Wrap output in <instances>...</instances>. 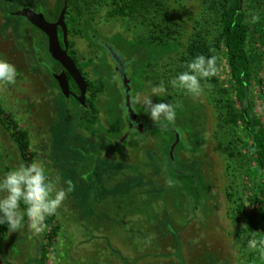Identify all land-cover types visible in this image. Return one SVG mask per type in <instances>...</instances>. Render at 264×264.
Instances as JSON below:
<instances>
[{
  "label": "rangeland",
  "instance_id": "rangeland-1",
  "mask_svg": "<svg viewBox=\"0 0 264 264\" xmlns=\"http://www.w3.org/2000/svg\"><path fill=\"white\" fill-rule=\"evenodd\" d=\"M47 1L55 3V0ZM90 1L91 8L85 9V13L93 17V25L105 37L93 38V43L89 37L74 33L73 24L81 20L72 18L77 11L67 16L68 28L79 68L84 67L85 61H92V67L86 70L88 77L98 82L93 88H99L100 84L104 87L103 110L109 118L111 114H118L116 101L109 92L116 81L112 80L109 70L110 54L103 48L130 56L138 47H132L128 41L143 42L151 34H163L165 39L182 43L180 52L166 56L156 65L158 74L168 72L175 68L182 50H186L197 33L202 6L201 0H161L167 19L159 9L133 17H112L111 0ZM14 3V0H0V59L17 68L14 83H0V103L29 132L31 149L37 153L35 163L53 178L58 177L60 186L70 181L73 190L57 210L61 229L53 241L47 238V228L40 235H33L26 227L16 232L9 230L6 235L0 233V264H43L42 245L47 251L44 264H264L263 179L251 157L245 125H222L214 102V97L228 93L235 107H240L224 50L216 49V79L202 82L204 91L200 97L194 99L178 89L174 92L165 84L168 93H178L189 99L191 105L200 106L195 114L200 134H193V126L188 122L180 127L174 124L182 136L173 154L170 148L173 145L168 146L167 142L168 133L157 129L143 135L140 144L143 147L127 148L130 162L135 161L138 153L143 154L145 165L152 164L150 172L154 175L150 184L155 187V196L153 192L148 194L149 185L145 181L148 168L144 165L145 171L140 173L135 167L129 171L120 164L110 169L100 160L97 172L89 177L91 181L81 179L78 183L87 187H79L73 185L78 181V174L86 177L90 172L83 167L85 160L76 159L77 152L86 150L94 161L100 152L80 131L86 129L92 135L101 136L99 143L103 148L118 151L119 146H109L113 121L109 120L108 125L73 123L72 116L77 112L69 115L67 106L74 110L78 104L63 96L54 98L49 91V79L45 77V66L30 63L33 60L28 59L24 44L29 48L31 41L22 40V29L29 25L21 17L8 14ZM243 9L248 26L247 49L253 67L249 98L264 124V0H243ZM123 42L128 46L122 50L123 44L117 43ZM43 57L50 61L46 51ZM91 57L95 59L89 60ZM161 81L165 82L166 78L158 77L153 86ZM151 87L146 85L138 93L149 92ZM153 101L160 102L159 98ZM54 105L59 107L51 118ZM190 109L191 106H186L182 113H189ZM197 138H204V144L194 149ZM81 151L78 153L83 155ZM171 160L175 163L170 165ZM21 162L15 141L0 124V175ZM177 171L189 174L188 178L177 179ZM230 190L234 194L232 198L227 194ZM238 206L240 211H236Z\"/></svg>",
  "mask_w": 264,
  "mask_h": 264
},
{
  "label": "trees",
  "instance_id": "trees-1",
  "mask_svg": "<svg viewBox=\"0 0 264 264\" xmlns=\"http://www.w3.org/2000/svg\"><path fill=\"white\" fill-rule=\"evenodd\" d=\"M68 6V9L66 11V19L67 16L71 15L73 11H77L76 15L72 17L75 19H80V23H74L73 32L74 33H80L82 36L89 37V39L92 41L93 38L96 40L98 37H105L99 33V31L96 29V27L93 25V17L86 15L85 9L89 10L91 8V1L90 0H57L55 6L53 9H50V13L54 18H57L60 12L63 10L65 6ZM112 9L110 10L109 14L112 17H127V16H135L136 14L142 15L143 11L145 12H151L153 10H161L163 11L164 19H167L166 16V9L164 8V4L161 0H111ZM201 6H202V12H201V18L197 21L198 27H197V33L195 36L189 41L188 46L186 50H182L183 54L180 57L179 61L176 63L175 68L172 70H169L168 72L158 74V72L155 71L156 65L163 60L166 56L171 55L174 52H180V49L182 47V43L179 40L176 39H165L164 35H155L151 34L148 37H144L145 40L142 41H128L132 47L135 48L138 47L135 50H133V53H130V56H124L118 52L116 49H110V48H103L105 53H108L110 51H115L119 53L122 57L128 60L129 62V70L130 75L133 79V92L139 91L141 92L143 90V87L153 86L155 85V82L159 78H166V81L164 84L169 86V82L172 78H174L178 73L185 70L186 64L191 61L195 56L198 55H205L207 56H214L215 57V51L217 48H222L224 50V56L226 58L230 76L233 80V82L236 84V97L237 101L240 104L239 108H236L234 105V102L231 100L230 97H227L228 93L222 94L221 97H214V102L217 103V108L220 111L219 119L221 120L222 125H237L238 123H243L245 125V128L248 132L249 138H250V154L251 157L254 158V161L256 162L262 179V194L264 196V124L260 117L258 116L254 105L252 102H250L249 98V92L248 87L252 82L253 79V67L251 63V59L248 53L247 49V43H248V26H247V19L245 15V11L243 9V0H201ZM88 16V17H86ZM68 20V19H67ZM145 21V18H144ZM93 31L91 35V30ZM84 30V33L82 32ZM71 32V31H70ZM97 36V37H96ZM120 36V35H119ZM123 38V37H122ZM124 39V38H123ZM128 40V39H127ZM95 40L92 42L94 43ZM63 44V41H61ZM102 43L99 41V44ZM128 43H117L118 46L123 44V50L124 47L126 48L128 46ZM138 43V44H137ZM97 46L98 43H95ZM144 44V46H143ZM74 42L70 43L71 51L70 53L76 54V51L73 48ZM108 46V45H107ZM109 47V46H108ZM32 51V60L30 63L34 64H43L46 68V72L52 77V72H58V66L60 64L55 61L50 53L49 50L46 49L45 51L48 53L50 57V61H45L44 57L38 55L35 52L34 47H30ZM129 48V47H128ZM216 58V57H215ZM31 60V58H28ZM95 59L91 57L89 60ZM92 62V61H91ZM91 62H84V67L80 68L82 71H86L87 68L92 67ZM218 64V59L216 58V67ZM61 67V66H60ZM109 70L111 71V77L113 78V81H116L115 74H113V67L110 64ZM53 79V77H52ZM157 79V80H156ZM212 79H216V75L212 77ZM55 85L58 87V83L55 79H53ZM98 81V80H97ZM72 82V81H71ZM99 82H102L100 80ZM211 82V80H210ZM91 83H98L96 81H89V84ZM72 85L76 88L75 84L72 82ZM95 86V85H94ZM97 87V85H96ZM117 87V84H114V88L112 87L111 90H109L110 93L113 95V100L116 101V111L118 114H111L109 115V120L113 121V124L111 126V132H112V142L114 143V139L120 137L122 134L123 128H122V115L120 113V103L122 100H124L123 92ZM77 89V88H76ZM104 87L103 85H99V88L95 90L92 97L88 100L89 106L93 109L91 110L83 109V117L80 118L79 115L75 119L77 123L79 124H85L87 125L88 122L92 123H100L99 120V106L97 101L99 100L100 93H103ZM214 89V88H213ZM177 89H174V92ZM118 93V94H117ZM61 96L64 97V95L61 93ZM75 102H77L74 98ZM105 99V97L103 98ZM162 100H165V102H170L174 105L175 110L177 112V118L175 120V125L183 126L185 123L188 122L190 126H193L192 132L195 135H199L200 131L197 129V121L195 114L197 111H199L200 106L198 104L191 105V102L189 99L181 96L178 93H173L164 96L161 98ZM77 104L80 106V104L77 102ZM183 104V105H182ZM245 104L247 106L245 107ZM103 108V105H101ZM138 112L143 118L149 119L144 113V109L142 105H136ZM186 106L190 107V112L183 114L182 108H185ZM187 118H189L187 120ZM186 121V122H185ZM0 124L7 129L13 140L15 141L21 155V163L22 164H32L35 163V158L37 156V153L35 151H32L31 149V141H30V134L29 132L20 126V124L14 120L12 117V113L8 112L6 108L0 103ZM173 127V125H167ZM223 127V126H222ZM174 128V127H173ZM155 129L166 131L168 133V146L175 142V146L173 149V152L176 151L177 147L180 145L181 138L177 141V133L181 135V132L178 128H174L175 131H172L171 129L165 127L164 125L158 126L153 128L150 131H154ZM133 136V135H132ZM131 138V137H130ZM165 140V138L163 139ZM204 144V138H197L194 140V149L198 148L199 145L203 146ZM113 145V144H112ZM169 148V147H168ZM172 148V147H170ZM192 149V150H194ZM197 157L195 156V159ZM170 165L173 164L172 160L169 161ZM175 163V162H174ZM186 163V162H185ZM184 163V164H185ZM183 164V163H182ZM193 164V163H192ZM188 163H186V166ZM231 166L230 164L228 167ZM230 168V167H229ZM171 171V170H170ZM145 181H148L146 184L149 185L147 191L148 194L150 192H153L154 196L156 193L154 185L150 184L153 181V174L150 172V170L145 171ZM202 172V171H201ZM201 174V173H200ZM175 176L182 180V178H188L189 174H186L185 172H176ZM202 181L204 183L205 177L203 174L201 175ZM177 178V179H178ZM232 188V187H230ZM142 193V192H140ZM151 194V193H150ZM157 194V193H156ZM228 196L230 198L233 197V193L228 191ZM150 196V195H149ZM240 207L238 206L236 211H240ZM46 225L48 229L47 238L50 241H53L60 229L61 224L57 220V214L52 215L46 219ZM264 228V226H263ZM9 230L6 226H0V233L3 235H6V233ZM42 263L45 262V255H47V251L42 245Z\"/></svg>",
  "mask_w": 264,
  "mask_h": 264
},
{
  "label": "clouds",
  "instance_id": "clouds-1",
  "mask_svg": "<svg viewBox=\"0 0 264 264\" xmlns=\"http://www.w3.org/2000/svg\"><path fill=\"white\" fill-rule=\"evenodd\" d=\"M217 73L214 56L198 55L189 61L185 70L171 79L169 85L198 98L202 95L203 81ZM17 79V68L0 59V83L12 84ZM168 95V87L161 81L149 92L137 93L135 102L143 106V113L154 125H174L175 107L161 98ZM159 98L160 102L153 101ZM73 190L71 182L60 186L59 178H53L37 164H21L0 175V226L16 232L26 227L33 235H40L47 227L46 219L57 213L68 194Z\"/></svg>",
  "mask_w": 264,
  "mask_h": 264
},
{
  "label": "flooded vegetation",
  "instance_id": "flooded-vegetation-1",
  "mask_svg": "<svg viewBox=\"0 0 264 264\" xmlns=\"http://www.w3.org/2000/svg\"><path fill=\"white\" fill-rule=\"evenodd\" d=\"M14 6L13 8H9L8 10V14H12V16H16V17H21L22 19H24L25 23L27 22L29 26H24L23 27V37H22V40L23 42L25 43V39L28 40V41H31L29 42L30 46L29 48H27V44L25 43V47H26V55L28 56V58H31L32 57L34 58V56L32 55V51H31V48L30 47H34L35 48V52L41 56H43V54L45 53V50L48 49V37L47 35L41 31L39 28H37L36 26H34L25 16L19 14V12L21 10H23L24 8H31L33 9L34 11L38 12V13H43L45 15V18L49 21V22H57L60 14L58 15L57 18H54L51 13H50V9H53L57 0H55V3L54 4H51V3H48L47 0H14ZM68 7V6H67ZM67 11V9H66ZM61 13V12H60ZM52 16V17H50ZM65 22H66V25H67V39H68V43H69V49H68V53L73 57L76 65L78 66V63H77V59L75 57V55L77 54H74V53H70L71 51V47H70V43L73 42L72 39H71V36H70V31H69V28H68V20L66 19V15H65ZM19 23V22H17ZM19 24L18 26L16 25L17 28H19ZM15 28V27H14ZM58 33H59V38H60V41H63V30L61 27L58 28ZM62 44V42H61ZM64 46V41H63V44ZM111 49V48H110ZM109 57H110V61H111V65H112V69H113V74H115V80H116V84H117V87L123 92V95H124V100L121 101L120 103V106H121V109H120V113L122 115V128H123V131H122V134L120 135L119 138H117L116 140L114 139V143L112 142V140H110L111 142L109 143L110 145L109 146H119L120 150L118 151H113L111 149H105L103 148V145H101L99 143V140L101 138L97 137L96 135H92L88 130L85 129V131H80V135L82 137H87L88 138H85V139H89V142L90 143H93L92 145H96L95 148H97V150H99L100 152L97 154V156L95 157L96 158V162L94 161V159L92 160L90 158V153L89 152H86V150L81 149L78 151V152H82L83 155H80L78 152H77V157L76 159H81L82 161L85 160V167L84 169L87 170V172H90L88 174V176L86 177H82L80 174H78V181L76 183H73V185L75 184L76 186L78 185L79 187H87L86 185H82V184H78L80 181L84 180L86 182V180H88V183L91 181V179H89V177L92 176V173H95V170L98 169L97 167V163L101 160L106 167L112 169V167L114 166V164L118 165H122L123 167H126L127 170L130 171V169L132 168H136L138 172L141 173V171H145L143 168V165L145 167L148 168V170H150V166L152 165H145L146 162H144V157H143V154L142 155H139L137 153L136 155V159L135 161L133 162H130L129 159H128V153H127V148L128 147H133V146H139L140 144H142V138H143V135L145 133H147L148 131L152 130V129H146L144 131H138L136 129H134V124L132 123L131 121V118L129 116V107L131 106L134 110H135V113L137 115V118L139 121L145 123V124H153L152 121H148L146 118H143L140 113L138 112L137 110V103L135 102V96L136 94L139 92V91H135L133 92V79L130 75V70H129V62L127 59H125L124 57H122L119 53L115 52V51H110L108 52ZM119 58L121 64H122V67H119V64H118V61H117V58ZM59 63V62H58ZM60 64V63H59ZM61 66V67H60ZM60 66H58V72H52V77L53 79L56 80L55 78V75L56 74H60L62 71H64V68L63 66L60 64ZM79 68V66H78ZM80 69V68H79ZM123 70V71H121ZM82 75L84 76L86 82H87V92H86V99H85V104H82L81 102H79L77 100V98L75 96H79L80 95V90L77 86V84L75 83V81L72 79V77L70 75H68V79H69V83H70V89L71 91L73 92L74 95H71L70 97H66L60 87H59V83H58V87L56 85H54L53 83V79L52 77L47 73L45 72V77L47 79H49L48 81V86H49V91H50V94L54 97V98H57V96H61V93L64 95L65 98L67 99H71V98H74L79 104L80 106L78 105V107L76 106V109H72V107L69 109V107L67 106V112H69V115H71L70 113L72 111H74V114L75 112H77L76 115L72 116V120H73V123L74 121H76L75 119L78 117L82 118L83 117V109H87V110H91L92 112H95L93 111V109L89 106L88 104V100L92 97V95L94 94L95 90L97 89H94L95 88V84L94 83H91L89 84V81H95L94 80H91L89 77H88V74H87V70L86 71H82L80 69ZM125 80H127L128 84L125 82ZM75 84L76 88L74 87V85H72V82ZM94 86V88H93ZM128 86L129 88V92L127 93L125 88ZM117 88V89H118ZM104 94L100 93V97H99V100L97 101L98 103V106L100 108L98 114H99V120H100V123L101 124H104V125H108L109 124V118L107 117V112L105 110H103L102 106L104 104ZM59 107V105H54V107L51 108V118L53 117V115L56 114V111L55 109L57 110ZM69 110V111H68ZM47 114V113H46ZM50 118V119H51ZM50 124V123H49ZM76 124V123H75ZM79 127H81V125L78 124ZM47 127H49L47 125ZM82 129V128H81ZM133 135V136H132ZM132 136V138H130ZM136 137V138H135ZM153 139V138H152ZM113 144V145H112ZM175 144V142L173 143ZM141 147H143L142 145H140ZM91 150V149H90ZM144 151V150H143ZM141 153V152H140ZM78 154L80 156H78ZM37 158V156H36ZM35 158V159H36ZM130 162V163H129ZM127 163H129L130 165H127ZM102 165V164H101ZM104 166V167H105ZM134 168V169H135ZM146 169V171H148ZM133 171V170H132ZM154 171V170H153ZM154 175V174H153ZM97 176H95V179H96ZM82 179V180H81ZM98 179V177H97ZM73 182V181H72ZM78 199V197H77ZM76 199V200H77ZM78 201V200H77Z\"/></svg>",
  "mask_w": 264,
  "mask_h": 264
},
{
  "label": "water",
  "instance_id": "water-1",
  "mask_svg": "<svg viewBox=\"0 0 264 264\" xmlns=\"http://www.w3.org/2000/svg\"><path fill=\"white\" fill-rule=\"evenodd\" d=\"M66 9L67 5L63 8V10L60 13V16L57 20V22H49L43 13H38L34 11L31 8H24L19 12V14L25 16L34 26L39 28L41 31H43L47 37H48V50L51 55V57L59 62L63 68L64 71H62L60 74H56L55 78L59 83V87L62 91V93L68 98L71 95H74L73 92L70 89V83L68 79V75L72 77V79L77 84L80 95L75 96L79 102L82 104H85L86 99V92H87V82L82 75L80 69L76 65L73 57L68 53L69 49V43L67 39V25L65 22V15H66ZM61 27L63 30V41L64 46L61 44L58 28ZM117 58V57H116ZM119 67H122V64L117 58ZM123 71V70H121ZM125 82L128 84L127 80ZM126 92H129L128 86L125 88ZM247 104H245V107ZM129 116L131 118L132 123L135 125L134 129L138 131H144L146 129H152L158 126L162 125H154V124H145L138 120L137 115L135 113V110L130 106L129 107ZM165 127L171 129L172 131H175V129L171 126L164 125ZM177 141L180 139L179 134L177 133ZM175 144L172 146L171 153L173 154Z\"/></svg>",
  "mask_w": 264,
  "mask_h": 264
}]
</instances>
